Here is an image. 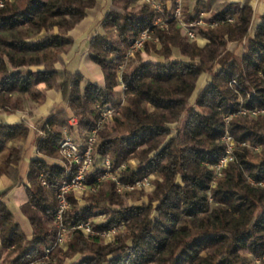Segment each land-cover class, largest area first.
<instances>
[{
	"label": "trees",
	"instance_id": "1",
	"mask_svg": "<svg viewBox=\"0 0 264 264\" xmlns=\"http://www.w3.org/2000/svg\"><path fill=\"white\" fill-rule=\"evenodd\" d=\"M96 4L97 0H4L0 113L30 114L52 90L77 117L82 135L99 119L96 106L115 107L119 117L99 131L97 153L109 158L113 169L122 162H136L119 171L122 182L155 173L154 190L139 206H129L128 195L116 194L110 180L98 183L97 191L86 196V205L69 195L67 225L102 216L100 223H91L94 230L118 225L123 230L106 245L99 236L76 231L60 249L55 246L56 195L61 183L72 177L59 156L66 118L51 112L34 121L33 128L28 121L0 123V178L10 180L0 192V264H63L76 254L83 257L77 264H254L256 259L264 264V186L259 185L264 180V114L254 118L250 113L264 110V15L249 38L250 0L227 1L211 15L213 28L196 29L207 39L198 47L182 36L174 20L167 30L153 26L152 8L137 0H110L101 31L89 39L87 50L103 83L86 81L80 72L64 71L59 79L57 65L72 46L69 32ZM199 7L188 11L187 22L197 19ZM150 27L158 47L148 42L143 52L153 55L155 62H146L140 53L126 59L131 41ZM232 43L242 45L239 55L228 50ZM176 51L183 59H173ZM118 72L123 102L115 91ZM203 74L210 79L191 102ZM228 115L232 116L226 124ZM226 132L235 141L234 159L212 186ZM31 143L36 154L26 160ZM101 174V169L89 173L87 182L95 184ZM20 187L26 201L19 210L31 227L29 238L4 201ZM46 250L48 259L43 260Z\"/></svg>",
	"mask_w": 264,
	"mask_h": 264
},
{
	"label": "built area",
	"instance_id": "2",
	"mask_svg": "<svg viewBox=\"0 0 264 264\" xmlns=\"http://www.w3.org/2000/svg\"><path fill=\"white\" fill-rule=\"evenodd\" d=\"M11 1V0H9ZM144 4L152 7L155 13V19L153 26L158 27L160 30H166L169 22L175 20L177 26L183 30L184 35L188 39H195L196 35L192 29L193 24H202L203 18H199L198 21L191 24L188 23L183 16V0H166L165 4H162L158 0H139ZM4 6V0H0V8ZM172 15V17H171ZM214 25V23H213ZM153 29L147 28L143 30L136 38H134L127 47L125 58H131L138 51L143 50L145 44L152 39ZM157 41V39H154ZM118 79L121 82L120 73H118ZM124 88V87H123ZM99 107V106H98ZM100 117L97 120L94 127L85 135L84 139L77 138L78 120L75 117H68L66 120V127L62 130L63 137L59 143V154L62 158L68 161V172H72V177L69 180H65L59 186L56 200L57 206L55 210L54 223L57 228V235L55 240V246H62L66 239L70 238L73 232L79 231L85 236H99L106 240V243L112 242L119 231H122L123 226H113L109 229L102 230L100 232L93 229L91 221L79 222L77 224L67 225L64 222V216L70 208V202L68 194L84 193L85 191H95L98 183L102 179H109L114 184L116 193L122 194L126 191H133L135 189L140 190L149 186V178H142L132 183H122L119 180L117 173H114L108 158H102L100 155L94 156L96 149V141L98 138V132L105 121L111 119L115 113L114 108L106 106L99 107ZM244 112V110H242ZM264 110H253L252 114L263 113ZM229 119V116L225 117V122ZM69 128L74 131L67 132ZM221 140L224 143L223 154L214 166L215 175L220 176L225 166L233 160V140L229 133H225ZM103 159L100 165L96 164V159ZM123 167V166H121ZM102 170V174L97 178L95 184H89L87 182V176L89 173H93L96 170ZM49 250H46L48 253ZM47 257V256H46ZM259 263V260L256 261Z\"/></svg>",
	"mask_w": 264,
	"mask_h": 264
},
{
	"label": "rangeland",
	"instance_id": "3",
	"mask_svg": "<svg viewBox=\"0 0 264 264\" xmlns=\"http://www.w3.org/2000/svg\"><path fill=\"white\" fill-rule=\"evenodd\" d=\"M166 1V0H165ZM251 1V0H250ZM183 2V9H182V13H183V16H184V19L186 20V15H187V13H188V11L189 12H193L197 7H199V8H201L200 10H201V12L199 13V16L197 17V19L195 20V21H193V22H188V23H191V24H193V23H195L196 21H198V19L201 17V18H203V23L202 24H193V26H192V29H193V31L195 32V35H196V38L195 39H188L185 35H184V33H183V30L182 29H180L181 30V34H182V36H184L189 42H194L195 44H196V46H198V47H203L206 43H207V39L203 36V35H201L200 33H198L197 31H196V29L197 28H199L200 30H205V29H207V28H213L215 25H216V23L215 22H211V21H209V19H210V17H211V15L217 10V9H219V8H221V7H223V4L225 3V2H227V0H183L182 1ZM137 4L138 5H146V6H148V7H150L149 5H147V4H144V3H142L141 1H139V0H137ZM164 4H165V2H164ZM251 5V4H250ZM203 7V8H202ZM251 7H252V9H253V6L251 5ZM150 8H152V7H150ZM205 9H207V10H205ZM202 10H205V11H202ZM253 17H254V9H253ZM175 21V20H174ZM187 21V20H186ZM228 21L229 22H231L232 21V19H228ZM171 22V21H170ZM170 22H169V24H170ZM213 23H214V25H213ZM261 24V23H260ZM177 25V24H176ZM258 26V25H257ZM256 26V27H257ZM168 27H169V25H168ZM256 27H254L253 26V18H252V22H251V25H250V30H249V38H251L252 36H253V34H254V31H255V29H256ZM168 29V28H167ZM166 29V30H167ZM165 30V29H164ZM154 39L155 38H153V35H152V39L150 40V41H148V42H151V43H154V44H156V46L158 47V40L157 41H154ZM147 42V43H148ZM248 42V39H246V40H244V42L242 43V45H246V43ZM146 43V44H147ZM146 44H145V46H146ZM242 45L241 46H239V45H237V44H235V43H232V44H229L228 45V50H230V52H233L234 50H236V54L237 55H239V51H240V49L242 48ZM145 46H144V48H145ZM144 48H143V50H144ZM143 50H141V51H138V52H136L135 54H134V56L133 57H131V58H135L136 57V55H137V53H140V54H142V58L146 61V62H150V63H154L155 62V60H154V56L153 55H148V54H146V53H144L143 52ZM127 51V50H126ZM127 59H129V58H127ZM173 59H183V57H181L180 56V54L176 51L174 54H173ZM63 64V60H62V57H61V60H60V64ZM60 70V73H59V79H62V78H64V76H65V72L64 71H66V70H62V69H59ZM82 71L84 72V73H86V75H89V76H91V77H94V78H97L98 76H97V74L100 72V69H99V67L97 66V65H95V64H93L88 58L87 59H84L83 60V62H82ZM67 72V71H66ZM118 73H120V72H118ZM117 79H118V74H117ZM210 79V76L208 75V74H203V75H201V77L199 78V80L197 81V83H196V89H195V92H194V94H193V96H192V98H191V102L194 100V97L196 96V94L198 93V91H200L203 87H204V85L206 84V82L208 81ZM124 85L122 84V82H120L119 81V79H118V85H117V87L115 88V91L118 93L117 94V97L119 98V100L120 101H122L123 102V100H124ZM59 102H60V100H59ZM60 105H62V108L63 107H66L64 104H62L61 102L59 103ZM109 107H111V106H109ZM96 108H97V110L99 111V107L98 106H96ZM112 108H114V110L117 112V113H115V115H113V117L111 118V119H109V120H107V121H105L104 123H106V122H108V121H110V120H113L115 117H119V112H118V110H117V108H115V107H112ZM66 109H67V116L65 117L66 118V120H67V118L68 117H75L76 119H77V117L75 116V115H73V113H71L70 111H69V109L66 107ZM256 110V109H255ZM258 110V109H257ZM32 111V110H31ZM30 111V112H31ZM253 111V110H252ZM252 111L250 112L251 113V116L252 117H254V118H256L258 115H261V114H264V112L263 113H257L256 115H253L252 114ZM240 113L241 114H244V113H246V110H244V112H242V110L240 111ZM229 116V119L227 120V122H225L226 124L229 122V120H230V117L232 116V115H228ZM99 117H100V111H99ZM78 120V119H77ZM225 120V119H224ZM79 123V122H78ZM104 125V124H103ZM103 125H102V127H103ZM102 127L100 128V130L102 129ZM65 128V127H64ZM63 128V129H64ZM99 130V131H100ZM71 131H74L72 128H69L68 129V131L67 132H71ZM77 132H78V134H77V138H79V139H81V140H83L84 139V137H85V135L88 133V132H86V133H84V134H80V132H79V124H78V130H77ZM99 133V132H98ZM230 135V134H229ZM231 136V135H230ZM232 137V136H231ZM97 140H98V138H97ZM232 140H233V151H234V147H235V141H234V139L232 138ZM222 141V140H221ZM97 142V141H96ZM223 142V141H222ZM224 144V143H223ZM36 148V147H35ZM259 150V147H255L254 149H253V151L254 152H257ZM95 155H100L99 153H97V147H96V149H95V151H94V156ZM59 156H60V154H59ZM101 156V155H100ZM102 157V156H101ZM60 158L63 160V162H65V164H66V166H65V168H68V166H69V163H68V161H66L64 158H62L61 156H60ZM102 158H107V157H102ZM109 159V158H108ZM233 159H234V154H233ZM102 160L103 159H96V164L97 165H100L101 163H102ZM233 161V160H232ZM111 163V162H110ZM230 163V162H229ZM228 163V164H229ZM227 164V165H228ZM136 165V162L134 161V160H130V161H127V162H122L120 165H119V167L117 168V169H113V171H115L114 173H117V175H118V173H119V171H121L122 169H124V168H126L127 166H135ZM227 165L225 166V168L227 167ZM112 166V165H111ZM121 166H123V167H121ZM224 168V169H225ZM214 169V168H213ZM213 180L211 181V185L212 186H214L215 185V183H216V181L218 180V178H220L221 176H222V174L220 175V176H217V175H215V170H214V174H213ZM119 177V176H118ZM149 178V186L148 187H146V188H144V189H141L140 188V190H138V189H135V190H133V191H126V192H124V193H122V194H119V195H124V194H127L128 195V198H127V204L129 205V206H139V205H141L142 203H146L147 202V197H148V195L154 190V187H155V182H156V180H157V176H156V174L155 173H149V174H147V175H144L143 177H141V178H138V179H136V180H140V179H142V178ZM102 180H109V179H102ZM101 180V181H102ZM120 180V179H119ZM136 180H134V181H132V182H135ZM111 181V180H110ZM248 181L251 183V184H253V185H255L256 183H254L253 182V180H251L250 178H248ZM120 182H122V181H120ZM132 182H122V183H132ZM113 183V182H112ZM44 184V183H43ZM114 185V184H113ZM259 185L260 186H264V180L262 181V182H260L259 183ZM25 186L26 187H29V184L25 181ZM98 187V186H97ZM114 190H115V188H114ZM97 191V189L95 190V191H85L84 193H80V194H78V193H74V192H70L69 194H68V197H69V195H71L72 196V198L78 203V205H80V206H82V205H86L87 204V201H86V196L89 194V193H94V192H96ZM115 193H116V191H115ZM132 193H135V194H132ZM116 194H118V193H116ZM69 199V198H68ZM25 200H26V194H25V190H24V188L23 187H20V188H17V190H15V192H14V195H13V199H12V201H10L9 203H8V206H9V208L11 209V211L16 215L17 214V206H19L20 204H22V203H24L25 202ZM69 202H70V200H69ZM70 206H71V203H70ZM18 219V218H17ZM103 220V217L102 216H99V217H97V218H95V219H91L90 221L91 222H96V223H100L101 221ZM123 230V229H122ZM122 231H119L118 233H117V235L115 236V239L117 238V236H118V234H120ZM72 237V236H71ZM70 237V238H71ZM70 238H68V239H66V242L70 239ZM101 238V237H100ZM102 239V241H103V244H110V243H113L114 241H115V239H114V241H112V242H109V243H106V240L105 239H103V238H101ZM66 242L62 245V246H57L58 248H60V249H64V247H65V245H66ZM49 252H50V250L48 251V253H45V255H44V257H43V260H47L48 259V255H49ZM47 256V257H46ZM83 257L80 255V254H76L75 256H73L72 258H67V259H65V261H64V263L63 264H77L81 259H82ZM256 261H257V259L254 261V264H257L256 263ZM30 264H37V262H33V263H30ZM258 264H260V261H259V263Z\"/></svg>",
	"mask_w": 264,
	"mask_h": 264
},
{
	"label": "crops",
	"instance_id": "4",
	"mask_svg": "<svg viewBox=\"0 0 264 264\" xmlns=\"http://www.w3.org/2000/svg\"><path fill=\"white\" fill-rule=\"evenodd\" d=\"M227 1L240 3L243 2V0ZM250 4L253 6L254 9L253 26L256 27L262 22L261 17L264 15V0H251ZM109 7L110 0H97L95 8L91 9L88 12L87 17L82 21V23L69 32V36L72 38V46L69 53L61 56L63 64L59 63L57 65L59 69L66 70L70 73L80 72L84 75L86 81H91L97 84L103 83V76L101 71L97 74V78L86 75V73L82 71V62L84 59L88 58L87 50L89 39L101 31L100 23L105 14L108 12ZM46 96V102L43 105L32 109L30 114L29 112L17 114L0 113V123L12 125L20 123L21 121H28L30 123L31 128H33L34 121L39 119H45L51 112H54L55 114H58L61 117L65 118L67 116V109L66 107L62 108V105L59 104V96L52 90L47 91ZM27 148L28 152L26 160L32 158L36 154V148L32 143L29 144ZM20 170L22 171L23 176H25L27 173L26 163L22 164ZM9 185L10 180L8 179V177L3 176L0 178V192L8 188ZM15 190L17 189H14L6 196L4 200L5 202L12 201ZM20 205L17 206V214H14V216L23 232L29 238L31 235V227L27 219L19 210Z\"/></svg>",
	"mask_w": 264,
	"mask_h": 264
},
{
	"label": "bare ground",
	"instance_id": "5",
	"mask_svg": "<svg viewBox=\"0 0 264 264\" xmlns=\"http://www.w3.org/2000/svg\"><path fill=\"white\" fill-rule=\"evenodd\" d=\"M9 120V119H8Z\"/></svg>",
	"mask_w": 264,
	"mask_h": 264
}]
</instances>
